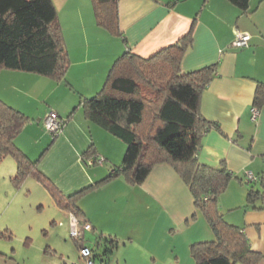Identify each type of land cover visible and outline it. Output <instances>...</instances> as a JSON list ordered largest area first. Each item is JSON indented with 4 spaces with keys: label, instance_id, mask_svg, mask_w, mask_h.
<instances>
[{
    "label": "crops",
    "instance_id": "crops-1",
    "mask_svg": "<svg viewBox=\"0 0 264 264\" xmlns=\"http://www.w3.org/2000/svg\"><path fill=\"white\" fill-rule=\"evenodd\" d=\"M52 1L69 57L64 78L2 68L0 98L29 117L15 143L62 195L102 179L121 162L126 147L87 118L82 99L101 89L114 59L125 50L148 57L189 30L192 39L180 68L187 72L215 64L199 108L219 125L202 132L197 160L211 166L224 160L239 176L245 170L264 172V101L251 118L255 88L264 82V0H249L246 9L229 0H117L119 34L97 24L92 0ZM236 29L250 33L247 45L231 43ZM50 109L64 119L55 137L43 125ZM89 146L104 156L102 164L83 162ZM28 177L35 179L41 195L50 196L48 208L60 213L57 224L67 219L69 232L67 210L34 175L23 181L32 184ZM246 194L247 185L232 177L218 196V207L227 222L243 230L251 248L261 254L258 264H264V208L252 207ZM77 206L95 239L122 236L143 245V264H194L190 244L212 237L187 184L166 161L154 164L141 183L117 174L88 188Z\"/></svg>",
    "mask_w": 264,
    "mask_h": 264
},
{
    "label": "trees",
    "instance_id": "trees-1",
    "mask_svg": "<svg viewBox=\"0 0 264 264\" xmlns=\"http://www.w3.org/2000/svg\"><path fill=\"white\" fill-rule=\"evenodd\" d=\"M229 1L241 9L249 4V0ZM92 7L97 24L113 34L120 33L117 0H92ZM191 39L189 30L148 57L125 50L114 59L101 89L82 99L87 118L126 145L121 162L102 179L62 195L36 168V162L15 143L29 117L1 98L0 160L7 155L13 157L16 171L11 178L14 182L20 183L27 174L34 175L57 205L78 216L81 212L77 198L88 188L117 174L132 184L141 183L154 164L166 161L187 184L194 206L212 231L211 238L190 244L194 264H258L261 254L251 248L239 226L224 219L218 196L235 177L247 185V202L252 207L264 208V172L254 173L256 179L246 182L243 174H234L224 160L216 166L197 160L202 132L219 125L206 119L199 108L200 94L213 77L215 64L187 72L180 68L181 57ZM68 65L67 48L52 0H0V69H17L59 79L64 78ZM263 101L264 82H261L255 88L252 106L258 108ZM94 153L89 146L82 155ZM95 241V256L108 264L117 240L104 236L96 237Z\"/></svg>",
    "mask_w": 264,
    "mask_h": 264
},
{
    "label": "rangeland",
    "instance_id": "rangeland-1",
    "mask_svg": "<svg viewBox=\"0 0 264 264\" xmlns=\"http://www.w3.org/2000/svg\"><path fill=\"white\" fill-rule=\"evenodd\" d=\"M14 173L15 159L7 155L0 160V264H82L67 219L57 224L60 213L48 208V203L53 204L50 196L41 195L31 177L32 184L23 180L17 184L11 178ZM85 239L90 246L95 244V234L89 230ZM146 252L137 240L129 242L121 236L108 264H143Z\"/></svg>",
    "mask_w": 264,
    "mask_h": 264
},
{
    "label": "built area",
    "instance_id": "built-area-1",
    "mask_svg": "<svg viewBox=\"0 0 264 264\" xmlns=\"http://www.w3.org/2000/svg\"><path fill=\"white\" fill-rule=\"evenodd\" d=\"M250 38V33L247 31L235 30L232 44L234 46H244L247 45L248 39ZM258 114V108L256 106L251 107V118H255ZM64 119L58 116V113L54 109H50L44 117L43 125L44 128L52 135V137L57 136L62 129ZM83 162L87 165L91 164H102L105 160L104 156L101 154H92L87 156H82ZM256 175L251 170H245L243 173V180L248 182L255 180ZM69 218V235L79 243V254L82 257V264H103V262L95 256L94 245L90 246L86 243L85 232L90 230L91 223L78 216L73 212H68Z\"/></svg>",
    "mask_w": 264,
    "mask_h": 264
},
{
    "label": "bare ground",
    "instance_id": "bare-ground-1",
    "mask_svg": "<svg viewBox=\"0 0 264 264\" xmlns=\"http://www.w3.org/2000/svg\"><path fill=\"white\" fill-rule=\"evenodd\" d=\"M249 39H250V38H249ZM249 39H248V40H249ZM247 43H248V42H247ZM244 46H245V45H244Z\"/></svg>",
    "mask_w": 264,
    "mask_h": 264
}]
</instances>
